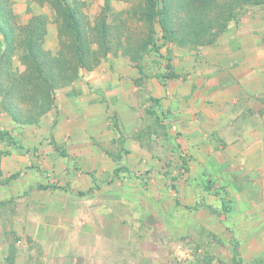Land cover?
I'll list each match as a JSON object with an SVG mask.
<instances>
[{
	"label": "rangeland",
	"instance_id": "374dc122",
	"mask_svg": "<svg viewBox=\"0 0 264 264\" xmlns=\"http://www.w3.org/2000/svg\"><path fill=\"white\" fill-rule=\"evenodd\" d=\"M81 1L93 26L106 0ZM11 2L19 24L48 16L57 53L51 6ZM111 5L115 39L138 45L143 0ZM236 12L214 44H165L143 74L121 50L81 69L39 123L0 106L16 140H0V264H264V5ZM23 53L7 74L32 111Z\"/></svg>",
	"mask_w": 264,
	"mask_h": 264
},
{
	"label": "trees",
	"instance_id": "16d2710c",
	"mask_svg": "<svg viewBox=\"0 0 264 264\" xmlns=\"http://www.w3.org/2000/svg\"><path fill=\"white\" fill-rule=\"evenodd\" d=\"M35 1L51 6L60 21L61 48L57 53L45 48L47 15H34L27 23L19 24L11 0H0V32L4 37V45H0V106L21 124L39 123L56 105L58 88L77 80L81 69H96L111 53L121 50L143 74V60L147 54H160L168 43L181 47L212 45L228 29L239 8L264 5V0H143L141 19L147 29L146 36L136 46H125L121 36L115 39V26L110 23L111 0L105 1L101 17L93 26L81 0ZM20 50H23L22 57L27 60L33 74L29 75L38 81L28 100L25 99L33 107L32 111L14 97L18 84L11 78L12 74H7L12 68L14 55ZM166 67L168 72L159 78L164 86L177 77L171 64L167 63ZM5 76L11 80L8 85L2 79ZM57 122L56 119L54 124ZM0 140L16 143L6 130H0ZM205 187L209 191L213 188L209 184ZM173 188L177 190L175 184ZM235 261V264H241L237 257Z\"/></svg>",
	"mask_w": 264,
	"mask_h": 264
},
{
	"label": "crops",
	"instance_id": "0c3cea01",
	"mask_svg": "<svg viewBox=\"0 0 264 264\" xmlns=\"http://www.w3.org/2000/svg\"><path fill=\"white\" fill-rule=\"evenodd\" d=\"M241 262V260H239Z\"/></svg>",
	"mask_w": 264,
	"mask_h": 264
}]
</instances>
